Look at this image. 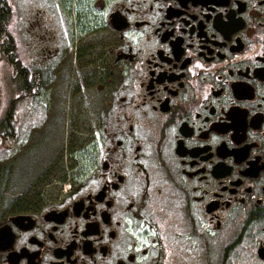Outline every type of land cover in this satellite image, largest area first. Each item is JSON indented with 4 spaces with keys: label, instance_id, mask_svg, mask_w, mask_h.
I'll list each match as a JSON object with an SVG mask.
<instances>
[{
    "label": "flooded vegetation",
    "instance_id": "1",
    "mask_svg": "<svg viewBox=\"0 0 264 264\" xmlns=\"http://www.w3.org/2000/svg\"><path fill=\"white\" fill-rule=\"evenodd\" d=\"M0 16L9 48L26 33L0 144L22 124L54 180L0 203V264H264V0H0Z\"/></svg>",
    "mask_w": 264,
    "mask_h": 264
},
{
    "label": "rangeland",
    "instance_id": "2",
    "mask_svg": "<svg viewBox=\"0 0 264 264\" xmlns=\"http://www.w3.org/2000/svg\"><path fill=\"white\" fill-rule=\"evenodd\" d=\"M38 5L37 2H34ZM12 31V30H11ZM17 33V40L15 39V57L22 65L24 63V50L23 44L26 37L24 30H15ZM28 37V36H27ZM22 84L21 79L16 76V72L12 65L5 61L0 50V113H4L10 103L21 94ZM16 106L21 110V100H17ZM22 124L17 126L18 130V143H14L9 148L5 144H0V203H8L14 200L19 195L29 194L32 189H43L50 186L47 183L54 184L53 179L42 178L40 164L38 162H31L28 156L23 151L21 145L22 136ZM61 129V128H60ZM57 130V142L59 146L64 149V141L68 129ZM52 137H53V132ZM54 138V137H53ZM36 146L32 148L34 150ZM6 149H10L11 152L6 155ZM34 152H38L35 151ZM51 155V154H49ZM8 156V158H7ZM46 156V155H45ZM33 159V158H32ZM34 160V159H33ZM65 159L62 160L63 168L66 167ZM51 184V185H52ZM29 196V195H28Z\"/></svg>",
    "mask_w": 264,
    "mask_h": 264
},
{
    "label": "trees",
    "instance_id": "3",
    "mask_svg": "<svg viewBox=\"0 0 264 264\" xmlns=\"http://www.w3.org/2000/svg\"><path fill=\"white\" fill-rule=\"evenodd\" d=\"M1 20H5L4 16H0V21ZM7 34V30H0V37H1V41H0V50L2 53V56L4 57L5 61L8 62L10 65H12V67L14 68L15 72H16V76L18 78L21 79L22 77V65L20 64V62L17 60V58L15 57V43L11 42L10 48H9V44L10 41L7 40V38L5 37Z\"/></svg>",
    "mask_w": 264,
    "mask_h": 264
}]
</instances>
